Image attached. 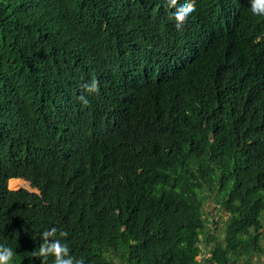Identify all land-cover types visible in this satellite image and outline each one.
Instances as JSON below:
<instances>
[{"label": "trees", "instance_id": "16d2710c", "mask_svg": "<svg viewBox=\"0 0 264 264\" xmlns=\"http://www.w3.org/2000/svg\"><path fill=\"white\" fill-rule=\"evenodd\" d=\"M177 2L0 0L11 264H54L38 255L54 239L74 264L264 257V15L249 0H196L178 26ZM92 80L97 92L82 87Z\"/></svg>", "mask_w": 264, "mask_h": 264}, {"label": "clouds", "instance_id": "9594fccd", "mask_svg": "<svg viewBox=\"0 0 264 264\" xmlns=\"http://www.w3.org/2000/svg\"><path fill=\"white\" fill-rule=\"evenodd\" d=\"M250 9L253 15H264V0H249ZM196 0H178L174 9L175 16L177 18L176 23L179 26L187 16L194 11ZM88 92H97L98 83L96 80H92L90 83L83 85ZM80 101L84 104L88 103L87 98L81 94ZM56 232V228H52L49 231L43 233V237L52 236ZM66 235L61 233V236ZM54 256V264H74V257L69 256V249L66 243H62L59 239H54L49 243L48 240L40 245L38 255L47 259L48 255ZM15 256V251L12 247L5 244H0V264H11ZM75 264H85L83 258H75Z\"/></svg>", "mask_w": 264, "mask_h": 264}, {"label": "rangeland", "instance_id": "374dc122", "mask_svg": "<svg viewBox=\"0 0 264 264\" xmlns=\"http://www.w3.org/2000/svg\"><path fill=\"white\" fill-rule=\"evenodd\" d=\"M13 180H11L9 182V188L11 190H20V189H27V190H31L29 183H27L25 180H20V182L18 184L16 183H12ZM206 212L209 214V217L211 218V220H219L220 217H222L224 214L220 213L217 208L214 207V205H208ZM219 232L216 234V237H218L219 239H222L224 237V231H223V227L220 226L218 228ZM207 256V254H204L202 256L198 257L199 261H202L203 258H205ZM205 262V261H204ZM242 264V263H239ZM254 264H264V257H259V258H255L254 259Z\"/></svg>", "mask_w": 264, "mask_h": 264}]
</instances>
